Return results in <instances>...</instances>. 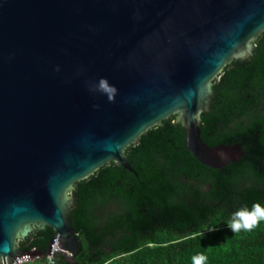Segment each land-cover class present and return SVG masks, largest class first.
<instances>
[{
	"label": "water",
	"instance_id": "1",
	"mask_svg": "<svg viewBox=\"0 0 264 264\" xmlns=\"http://www.w3.org/2000/svg\"><path fill=\"white\" fill-rule=\"evenodd\" d=\"M263 32L264 0H0V264L43 255L19 239L47 226V254L74 255L76 183L133 170L126 148L164 119L203 163L238 161L241 144L203 140L202 115Z\"/></svg>",
	"mask_w": 264,
	"mask_h": 264
},
{
	"label": "trees",
	"instance_id": "2",
	"mask_svg": "<svg viewBox=\"0 0 264 264\" xmlns=\"http://www.w3.org/2000/svg\"><path fill=\"white\" fill-rule=\"evenodd\" d=\"M201 136L209 146L236 144L244 155L215 168L187 146L174 116L126 148L133 170L114 161L76 183L69 218L79 247L74 255L47 251L53 228L19 239L36 249L22 264H264V222L232 232L233 213L264 206V32L253 57L233 60L214 80Z\"/></svg>",
	"mask_w": 264,
	"mask_h": 264
},
{
	"label": "clouds",
	"instance_id": "3",
	"mask_svg": "<svg viewBox=\"0 0 264 264\" xmlns=\"http://www.w3.org/2000/svg\"><path fill=\"white\" fill-rule=\"evenodd\" d=\"M264 222V206L260 203H254L251 209L247 207L237 210L233 213L227 226L232 232L241 230L251 232ZM194 264H206L207 257L199 254L193 258Z\"/></svg>",
	"mask_w": 264,
	"mask_h": 264
},
{
	"label": "built area",
	"instance_id": "4",
	"mask_svg": "<svg viewBox=\"0 0 264 264\" xmlns=\"http://www.w3.org/2000/svg\"><path fill=\"white\" fill-rule=\"evenodd\" d=\"M56 253V252H55ZM53 256L49 255V258H52ZM24 261H28V260H24ZM22 263V262H21ZM18 264V263H17Z\"/></svg>",
	"mask_w": 264,
	"mask_h": 264
},
{
	"label": "rangeland",
	"instance_id": "5",
	"mask_svg": "<svg viewBox=\"0 0 264 264\" xmlns=\"http://www.w3.org/2000/svg\"><path fill=\"white\" fill-rule=\"evenodd\" d=\"M56 250H58V249H56ZM21 262L23 263V262H25V261H24V260H22ZM21 262H19L18 264H22Z\"/></svg>",
	"mask_w": 264,
	"mask_h": 264
},
{
	"label": "bare ground",
	"instance_id": "6",
	"mask_svg": "<svg viewBox=\"0 0 264 264\" xmlns=\"http://www.w3.org/2000/svg\"><path fill=\"white\" fill-rule=\"evenodd\" d=\"M58 249H60V248H58Z\"/></svg>",
	"mask_w": 264,
	"mask_h": 264
}]
</instances>
